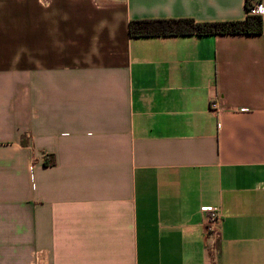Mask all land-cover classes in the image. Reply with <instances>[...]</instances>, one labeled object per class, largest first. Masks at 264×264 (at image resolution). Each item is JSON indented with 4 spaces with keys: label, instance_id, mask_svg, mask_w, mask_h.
<instances>
[{
    "label": "crops",
    "instance_id": "0c3cea01",
    "mask_svg": "<svg viewBox=\"0 0 264 264\" xmlns=\"http://www.w3.org/2000/svg\"><path fill=\"white\" fill-rule=\"evenodd\" d=\"M255 2L259 34L133 37L246 0H0V264H264Z\"/></svg>",
    "mask_w": 264,
    "mask_h": 264
},
{
    "label": "trees",
    "instance_id": "16d2710c",
    "mask_svg": "<svg viewBox=\"0 0 264 264\" xmlns=\"http://www.w3.org/2000/svg\"><path fill=\"white\" fill-rule=\"evenodd\" d=\"M250 0H246V16L240 20L197 22L192 18L134 19L129 22L130 36L259 34L262 32L261 15L248 14Z\"/></svg>",
    "mask_w": 264,
    "mask_h": 264
},
{
    "label": "built area",
    "instance_id": "2783aa9c",
    "mask_svg": "<svg viewBox=\"0 0 264 264\" xmlns=\"http://www.w3.org/2000/svg\"><path fill=\"white\" fill-rule=\"evenodd\" d=\"M248 14L251 15H262V6L260 2H255L251 7L249 8ZM210 108L214 111H219V105L215 100L210 101ZM204 212H207V220L205 222V229L208 234L211 235H218V228L222 221V216L220 212L216 208L212 207H205L201 209Z\"/></svg>",
    "mask_w": 264,
    "mask_h": 264
}]
</instances>
